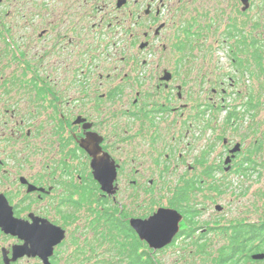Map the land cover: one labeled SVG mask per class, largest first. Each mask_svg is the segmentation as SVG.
<instances>
[{
    "label": "flooded vegetation",
    "instance_id": "flooded-vegetation-1",
    "mask_svg": "<svg viewBox=\"0 0 264 264\" xmlns=\"http://www.w3.org/2000/svg\"><path fill=\"white\" fill-rule=\"evenodd\" d=\"M262 9L264 0H0V264H70L61 251L72 226L106 223L110 212L138 237L131 220L151 213L132 215L122 197L130 190L150 205L152 186L180 168L191 178L165 207L183 216L167 248L224 232L219 262L240 234L226 264H264L252 259L264 254ZM222 37L230 61L221 74L205 80V68L183 65L212 59ZM93 135L117 170L114 195L82 146ZM199 186L224 197L215 212L238 216L196 236L189 194ZM24 230L44 242L35 257L21 255ZM62 230L51 249L49 234Z\"/></svg>",
    "mask_w": 264,
    "mask_h": 264
},
{
    "label": "rangeland",
    "instance_id": "rangeland-1",
    "mask_svg": "<svg viewBox=\"0 0 264 264\" xmlns=\"http://www.w3.org/2000/svg\"><path fill=\"white\" fill-rule=\"evenodd\" d=\"M219 12L220 11H217V13ZM260 13L263 15L264 21V9H262ZM216 26L218 29V39V37L222 34L221 31H223L224 26H221L218 22ZM225 38L226 37L220 38L221 48H216V55H214L212 59L207 57L196 59L184 58L182 59L183 65L187 67H195L198 65L200 68H205L203 70L204 73L200 72V76L205 80L209 78V73L211 72L215 71L216 73L221 74L222 70L227 67V63L230 61L229 56L226 54L227 48L223 41ZM114 53H116V51ZM116 58H119V56L112 57V60H115ZM169 61L171 63L172 61L174 62L175 59L169 58L167 65H171L169 64ZM2 62L4 63L5 60ZM213 66H215V68ZM228 71L236 77L240 76V74H236L235 68H231ZM238 90L239 89H234L235 92ZM200 115L201 119L205 118L208 120V113L205 112L202 107L200 109ZM201 141L203 142V139H201ZM125 149L128 152L131 150L129 147H125ZM145 161L147 162V160ZM137 165L139 164L137 163ZM127 169H132V165L128 166ZM151 173L152 179L157 182V175L159 171L152 169ZM131 178L132 177H130L129 180ZM188 178H191V176H189L186 168L177 169L176 172H173L166 177L168 184L166 183L164 185L163 183H156L152 186L150 193V205L149 200L145 199L144 196L141 195L136 197L135 193H132V191L129 190L127 195L122 197L120 207H125L127 212H130L134 216H140L148 211L152 216L159 208H165L170 205L174 199L172 196L173 193L177 194L176 190L182 191V187L184 186L183 180ZM124 187L128 188V184ZM199 189L200 190H198V192H196L193 196L189 194V204L194 208H196V205H199L198 208L200 210V215L197 218L198 223L196 224L195 229L198 230L199 233H197L196 236H201L203 229L213 230L209 228L211 223L219 222L225 225V221L229 222L230 217L238 216V212L236 211L235 213L228 214L227 216L225 214L215 212V206L217 204H222V202H224V197L218 195L212 196V194L207 191V188H202V186H199ZM147 206H150L148 210ZM97 216L99 215L97 214ZM91 217H95V215L91 214ZM79 226H83V222L80 220L76 225L72 226L69 231L70 233L66 238V245L61 251L64 258H69V255H71L69 258L70 264H129L130 257H128V252L134 245L132 239H127L124 234L116 236L115 238L111 237L108 232L110 226H107L104 221L103 223L97 224L95 227H83L82 231ZM116 233L114 232L113 235ZM208 234L209 232L204 234L205 241H200L199 247L191 243V241L187 242L182 240L174 247H165L157 251L153 250L154 256L162 264H219V256L223 247L229 243V240L224 239V232ZM117 240L120 241V244L126 245V253L123 255L119 253L116 246ZM197 244L199 243L197 242Z\"/></svg>",
    "mask_w": 264,
    "mask_h": 264
},
{
    "label": "water",
    "instance_id": "water-1",
    "mask_svg": "<svg viewBox=\"0 0 264 264\" xmlns=\"http://www.w3.org/2000/svg\"><path fill=\"white\" fill-rule=\"evenodd\" d=\"M95 135L88 138L82 144L83 148L92 157V169L95 179L100 183L102 190L108 195H114L117 187L115 181L117 179V170L114 164L108 157H102L98 142L94 138ZM105 161L104 167H101L99 161ZM183 220V216L176 210L160 208L149 219H132L131 226L136 231L140 240L145 241L150 249L157 251L170 245L174 237L178 234L180 229V223ZM151 222V228L148 230H141L140 225L148 224ZM56 230H59L57 228ZM61 230V229H60ZM56 232V231H55ZM61 232V233H60ZM59 233H50V236L55 237V241L50 243L51 249L55 245L61 244L65 239L64 231ZM23 238L25 240L24 247L21 248L22 256L35 257L38 249L44 246V242L41 239L36 240V234L29 230H24ZM44 235L42 234L43 237ZM38 248V249H37ZM253 260L264 259V254H255L252 257Z\"/></svg>",
    "mask_w": 264,
    "mask_h": 264
},
{
    "label": "trees",
    "instance_id": "trees-1",
    "mask_svg": "<svg viewBox=\"0 0 264 264\" xmlns=\"http://www.w3.org/2000/svg\"><path fill=\"white\" fill-rule=\"evenodd\" d=\"M103 218L107 219L106 225L110 226L108 232L111 235V237L115 238L116 236H121V234H124V236L127 239L133 240L134 245L132 249L128 252V257H130L129 264H162L159 260L155 258L154 252L152 249H150L146 244L144 243L142 244L136 235L131 234L130 228L124 225H119L115 222L114 215L112 212L103 214ZM114 232L115 233L117 232L118 234L116 233L113 235ZM241 237L242 235L236 234L235 240L232 241V244H231L232 248L226 252H223L222 257L218 262L219 264H226V259H232L237 255V253H240L241 248H242L240 247L242 245V243L240 242ZM256 238H257L256 235H253L251 240L253 241ZM251 240H247V242L250 243ZM116 246L119 250V253H121L122 255L126 253L125 244H120V241L117 240Z\"/></svg>",
    "mask_w": 264,
    "mask_h": 264
},
{
    "label": "snow or ice",
    "instance_id": "snow-or-ice-1",
    "mask_svg": "<svg viewBox=\"0 0 264 264\" xmlns=\"http://www.w3.org/2000/svg\"><path fill=\"white\" fill-rule=\"evenodd\" d=\"M98 163L100 164L101 167H104V165H105V161H103V160L99 161ZM151 226H152L151 222L148 224L140 225L141 230H148L151 228Z\"/></svg>",
    "mask_w": 264,
    "mask_h": 264
}]
</instances>
